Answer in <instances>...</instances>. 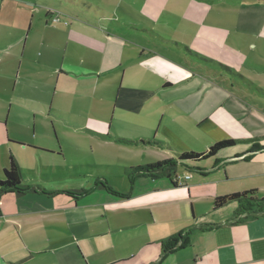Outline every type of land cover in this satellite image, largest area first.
I'll return each instance as SVG.
<instances>
[{
	"label": "crops",
	"instance_id": "crops-1",
	"mask_svg": "<svg viewBox=\"0 0 264 264\" xmlns=\"http://www.w3.org/2000/svg\"><path fill=\"white\" fill-rule=\"evenodd\" d=\"M78 1L0 0V138L9 143L0 179L11 152L20 163L11 145L30 147L8 139L15 130L75 122L81 102L72 99L74 82L68 79L79 70L103 77L97 80L102 105L87 104L97 116L84 124L106 141L121 140L104 134L116 131L115 114L104 111L114 98L122 111L156 103L151 139L163 145H148L168 158L205 141L204 151L224 139L246 142L226 148L233 153L219 151L203 166L188 167L183 177L177 168L176 186L167 176L132 180L127 166H89L93 184L69 185L60 202L53 200L61 196L58 190L32 171L23 177L28 191L0 196V224L10 228L0 235V264H264V215H239L235 202L214 209L221 195L254 189L264 197V0ZM16 13H25L18 33ZM57 13L76 19L57 28ZM57 29L63 34L54 40L49 32ZM33 34L36 41H30ZM60 49L65 55L56 62ZM42 58L51 74L29 79L30 62ZM27 81L42 82L50 92L39 97L17 92ZM46 154L64 159L61 150ZM60 171L55 181L66 178L67 170ZM112 175L128 184L116 185ZM178 234H187L189 243L166 242Z\"/></svg>",
	"mask_w": 264,
	"mask_h": 264
},
{
	"label": "rangeland",
	"instance_id": "rangeland-1",
	"mask_svg": "<svg viewBox=\"0 0 264 264\" xmlns=\"http://www.w3.org/2000/svg\"><path fill=\"white\" fill-rule=\"evenodd\" d=\"M99 1L101 3L104 2L102 0ZM78 2H83V0H79ZM14 4L18 5L17 3ZM13 9L15 12H17L19 7L13 6ZM24 14L25 13L20 15L16 13L15 26L17 29V33L20 32V29H18V27H20V22L23 20ZM68 14V16H64L57 13L55 17H53V21L55 22V26L57 28H64L63 26H67L66 24H69L70 22L74 23L76 18L72 16L71 13ZM59 19L61 21L60 23ZM7 20H9V17H7ZM43 27L44 23L40 22L38 24V33H42L44 31ZM157 28H159L161 32L165 35L175 36V33L172 32V30L167 29L166 27ZM58 30L59 29L51 30L50 32L48 31L51 36L55 37L54 40H57V38L63 34V32H60ZM30 38V41H36L34 39V34L31 35ZM136 39L137 42H139L137 37ZM141 42L143 43V41ZM128 46H130L131 48L133 44L128 42ZM130 48H128V50H130ZM61 50L62 49L58 50V53H60ZM1 55L2 54L0 53V56ZM64 55L65 53L62 50V52L56 56V58L58 57L56 62H59L60 59H63ZM43 59L44 58L41 59V62H36L34 60L30 62L32 69H29V79H31V77L33 76L35 78L41 77V79H45L49 76V74H51L49 70L43 69ZM37 67L38 70L35 69ZM39 67H41V69ZM82 73V70H79L78 73L74 74L68 79L69 83L74 82V94H72V99H74L76 102H81L79 103V105H77L76 108L77 113L74 122L75 124L73 122H70V124L68 122H59L56 120L55 123H43V125L37 126L36 129H33V127H30L29 129L20 128L18 130H15L16 132H14L12 136L8 137L10 141L20 142L24 145L30 146L19 147L18 145H11V147L15 149L17 155L19 156L20 163L22 165L23 177L28 178L31 175V172L35 171L38 179H44L42 183L47 184V187L49 188L52 187L53 189L58 190L57 193L61 194V196L55 197L53 199L56 202H60L61 200L66 199L65 193H67L68 191L66 188H69V185L71 184H81L84 185V188L88 187V185H90L91 183L93 184V181L91 180L92 172L89 169V166L94 169H104L108 166L114 168V166L116 165L137 167L150 163H155L169 157L166 153H164L159 147L155 145L139 144V141L141 140L146 142L148 139L154 137V129L152 124L154 123V121L152 118L157 115L158 106L153 100L145 102L144 107L140 111H122L121 109L116 107L113 98L109 105L107 104L105 106L104 111L108 109L107 113L109 114V117L115 114L114 124L117 132L112 129L110 133L104 132V134H109L110 136L115 138V134H117L118 136H120L119 138H121V140H114V138V141L109 142L104 140L102 137L92 134L89 130L91 128L88 125H85L84 123L88 117L93 115L97 116V113L95 111V107L90 111V108H87L86 106L87 104L93 101L95 102V105H99L102 103L99 101L97 96V80H102L103 77H87ZM249 76L253 77L254 74L250 73ZM22 77H24V74ZM23 90L27 92L31 97H39L45 94V92H50L49 86L43 85L42 82L38 84L33 83L31 81H27V83L23 85V88L18 86L17 92H22ZM60 92L62 91L59 89L58 94H61ZM83 101H86V103H84L82 106ZM17 138L24 139L25 142L24 140L21 141ZM234 138L236 139L245 137ZM6 140L7 139H5L3 135H1L0 141H3L4 144L3 146L0 145V169H2V165L4 163L5 158V150L7 151L6 147L9 144ZM193 147L194 151L200 152L208 148V146L206 145V141L200 143L198 146ZM59 150H61L64 154V159H57L56 157H54V155L46 154L47 152L58 153ZM225 150V154H227L228 152L233 153V150ZM237 150L239 149L237 148ZM209 160L212 159H207L201 162H187L185 163V165H179L178 175L183 177L186 172L191 170L188 169V167H192L194 165L203 166L207 164ZM60 169L67 170V176L63 180L61 179L55 181L54 178L58 179L60 177ZM70 169L74 170V173L71 174L72 176H74V178H70L69 176ZM53 170H57V176H55ZM43 171H48V173ZM192 173L194 175L197 174L195 171H192ZM110 180L112 182H115L116 185L121 184L122 186H124L125 184H128L124 177L117 175L110 176ZM259 195L261 197L263 196V193H260ZM16 206L17 204L15 202L11 205L12 211L15 210L14 208ZM8 229L10 228H7L3 224H0V235L7 233L9 231ZM18 240L19 243H21V238L19 236Z\"/></svg>",
	"mask_w": 264,
	"mask_h": 264
},
{
	"label": "trees",
	"instance_id": "trees-1",
	"mask_svg": "<svg viewBox=\"0 0 264 264\" xmlns=\"http://www.w3.org/2000/svg\"><path fill=\"white\" fill-rule=\"evenodd\" d=\"M244 142H246L244 139L230 138L214 143L208 150L203 152L185 151L179 153L175 151V157H170L142 166L128 167L125 169V173L132 180L137 176L143 175H151L155 177L167 176L171 179L172 184L176 186L178 184L176 176L179 165H185L187 162H201L207 160L214 157L223 149L233 147ZM144 143L163 145L162 142L154 139L147 140ZM99 185L110 191V188L106 183L100 182ZM29 189L30 188L24 184L20 163L14 153L11 152L9 166L4 170V178L0 179V196L10 192L22 194ZM233 202L237 203V212L239 215H243L245 217L264 215V197H259L257 195V191L254 189L218 196L214 200V209L222 208ZM0 215H2L1 209ZM166 242L170 243V245H177L179 243V247H183L189 243V240L187 234H178L167 238Z\"/></svg>",
	"mask_w": 264,
	"mask_h": 264
},
{
	"label": "built area",
	"instance_id": "built-area-1",
	"mask_svg": "<svg viewBox=\"0 0 264 264\" xmlns=\"http://www.w3.org/2000/svg\"><path fill=\"white\" fill-rule=\"evenodd\" d=\"M187 178H189V175L187 176Z\"/></svg>",
	"mask_w": 264,
	"mask_h": 264
}]
</instances>
